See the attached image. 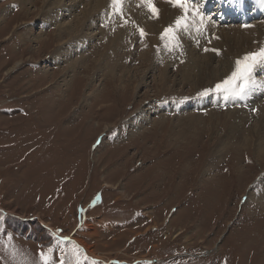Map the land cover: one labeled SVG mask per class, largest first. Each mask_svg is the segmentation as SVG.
Segmentation results:
<instances>
[{"label":"rangeland","instance_id":"rangeland-1","mask_svg":"<svg viewBox=\"0 0 264 264\" xmlns=\"http://www.w3.org/2000/svg\"><path fill=\"white\" fill-rule=\"evenodd\" d=\"M91 3L62 0L55 12L70 24ZM44 8V0H0V264H14L13 251L39 264L50 247L53 264H70L73 246L82 264H264L257 143L226 146L224 126H211L243 107L251 117L243 130L263 121L254 106L264 103V68L253 72L255 102H219L223 93H203L227 76L197 69L186 79L178 59L192 49L207 60V47L221 43L216 33L197 46L187 38L198 29L183 30L176 48L165 47L133 24L114 52L117 26L94 11L79 34L84 46L71 48L74 40L53 39ZM213 15L219 32L244 28ZM62 47L74 53L55 62ZM222 58L212 74L224 72Z\"/></svg>","mask_w":264,"mask_h":264},{"label":"bare ground","instance_id":"bare-ground-1","mask_svg":"<svg viewBox=\"0 0 264 264\" xmlns=\"http://www.w3.org/2000/svg\"><path fill=\"white\" fill-rule=\"evenodd\" d=\"M93 1L96 2V4L92 5V3H93L92 2L91 6H89V8L88 7L84 8L82 13L80 14L82 16L81 19H77L70 24H66V23H63L61 21V18H60L61 16L57 15V13L55 12V7H58L59 4L62 3V0H44L45 8H50L51 10H49V11L47 10L48 12L44 13L45 15L43 16L42 19H43V21H45L44 22L45 24L52 23V25H54L55 28H57L56 34L53 37V39H55L59 43L61 42V44L63 43L62 42L63 40H70V39L74 40V42H76V43L72 47L70 46L71 48L79 46V45L84 46L83 39H81L79 37V34L81 33V28H83L87 22L93 21L97 17V16H95V18H94V15H93L94 11H96V12L99 11L101 14L106 15V18L108 15L110 25L117 26V29H118L117 33L118 34L114 35V37H112V40L110 41L112 44V48H114V52H115V49L118 50V48L119 49L122 48L121 46L124 43H126L125 41H126L127 37H125V36L130 30H132V28L130 26L133 24H135V25L140 24L143 27H145L146 31H144V32L148 31V33L150 35V40L148 39L149 43L158 45V43L161 42L160 36L164 33V30L166 28L174 26L173 24H175L177 18L182 15V11L179 8L173 7L168 2V0H157L158 1L157 9L159 10V13H158L157 17H154V20L152 19V17L150 18L151 15H149L148 12H146L144 10L145 8L140 6V0H123L122 7L119 10H117L116 8L113 7L112 0H93ZM22 2H24V4H27V0H22ZM62 7H64V6H62ZM25 10H26L25 7L22 8V12ZM197 10L201 14V10H199L198 6H197ZM100 18H102V17H100ZM155 19H157V20H155ZM99 20H101V19H99ZM260 21H262V20H260ZM2 22H4L3 27H4V25L9 23V21L8 22L2 21ZM140 25H139V27H140ZM242 26L244 28L251 26L252 29L249 30V29H244L242 27H239V29L237 30V28L235 27L236 29L234 32H233V29L230 30L231 31V36H230V32H228L229 30L219 32V29H218V31H217V29L215 28V25L212 24L209 20H207V17L205 18L203 25L196 23L195 25H192L190 28H188L190 30H193V29L199 30V31L197 30L194 32L195 36L193 35V37H192L190 35L187 38L189 42H192V40L197 42V46L198 45L199 46L204 45L203 42L205 43L206 40H207L206 43L208 41L211 42L210 39L208 40L207 38L208 37L210 38V36L215 34V33H216L215 34L216 37L221 40V43L215 44V46L207 47V52H206L207 60L205 59L204 62L194 59L195 53H194V50L192 51V49L189 51H188V49H186L183 51V53L180 52V53H182V55H180L178 58L179 62L180 63L182 62V64L185 63V65L183 64V66L179 65L180 71L183 72V76L186 79L191 80L193 73L195 71H197V69H199V72L201 74H204V76H207L206 79L209 78L210 80L219 81L222 77H224V76L228 77L231 75V73L235 67V61L237 59H241L246 54L258 52L260 50V48L264 47V23H258V21H255V22H252L249 25H247V27H245V25H242ZM86 27H88V26H86ZM137 27L138 26H136V28ZM129 28H131V29L129 30ZM173 28L175 29V27H173ZM139 29H141V28H139ZM182 31L183 30H177L176 34L182 33ZM232 32H233V34H232ZM187 33H188V31H187ZM39 36H41V35H39ZM81 37H83V36H81ZM19 38L20 37H18V39ZM34 38H36V37H34ZM178 38L180 39V37H178ZM179 41H178V43H179ZM182 43L180 44V47H181V45H183ZM187 44H188V42H185L184 46H186ZM154 46H156V45H154ZM171 46H172V44H171ZM174 47L176 48V46H174ZM187 47H189V46H187ZM205 47H206V44H205ZM161 48H164V46ZM26 49L27 48H25L23 53L26 51ZM195 49H198V48L195 47ZM69 50H70V48L66 50L65 47H62V48H59V50L54 51V57H53L54 61L58 62V63L61 61H64V58L68 54L74 53V52H70ZM201 50H202L201 52H203V49H201ZM204 50H205V48H204ZM155 51L157 52V50H155ZM159 51L161 52V50H159ZM177 52L179 54V51H177ZM217 52L219 54H221V57H223L220 62H221V65H223L224 72L219 76L215 75L216 73L212 74L213 72H211L212 63L214 61V57L217 54ZM154 54H156V53H154ZM163 54H165V53H163ZM163 54H162V56H163ZM156 55L159 56V53ZM19 65L20 64H18L16 66H19ZM16 66H15V68H16ZM71 68H69V70H71ZM161 81H162V79H161ZM221 81H223V80H221ZM200 84H203V82H201ZM255 86H257V84H254L253 88ZM224 100L225 99L223 98V99L219 100V102L224 101ZM230 100H231V102H233L236 105H241L239 98H235V99L230 98ZM243 100L247 101V102H253V101L255 102L256 101L255 94H252V92L250 91L249 93H247L243 97ZM243 104H245V103H242V105ZM254 107L259 108L258 118L259 119L263 118V121L260 120L256 124V126L254 127V129L252 131H251V129L250 130H243L246 127L247 123L249 122V120H250L249 118H251L250 115L248 114V111L243 109L244 107L241 110H238V109L234 110V112H230V114H226V115L217 114L212 119L213 122H212L211 126H213V127L216 126L214 124V122L215 123L218 122V125L224 126L223 127L225 129L224 137L226 139L224 137L220 138V139L223 140V142L226 146H232L233 148L235 147L236 149L237 148L240 149L243 147L244 148H250V145L252 143H257V147H255V148L257 150V153L259 154L258 158H259V160H262L264 162V103L260 104L259 106L256 105ZM241 130H243V131H241ZM242 134H243V136H242ZM229 144H231V145H229ZM80 244H82V246H84L85 249L89 250L88 245H86L81 240H80ZM89 252L94 257L101 259V257H98V255H96L92 251H89Z\"/></svg>","mask_w":264,"mask_h":264},{"label":"snow or ice","instance_id":"snow-or-ice-1","mask_svg":"<svg viewBox=\"0 0 264 264\" xmlns=\"http://www.w3.org/2000/svg\"><path fill=\"white\" fill-rule=\"evenodd\" d=\"M168 2L173 7L179 8L182 11V15L177 18L175 29L173 27L166 28L160 38L165 41V47L170 44L178 46L176 31L187 30L196 23L203 25L205 17L198 12L195 0H168ZM261 3L264 4V0H261ZM112 4L114 8L119 10L122 7L123 0H112ZM140 6L145 8L152 17L158 16L159 10L156 8L154 0H140ZM140 33L141 36L145 35L143 29L140 30ZM217 54L219 53L217 52ZM258 66L264 67V47L260 48L258 52L249 53L241 59H237L231 75L216 84L215 88L207 89L203 94L207 95L210 92L223 93L225 100L230 97L242 99L254 83L253 72ZM11 255L13 256L14 264H30L27 260H17L15 251ZM39 264H53V249L51 247L47 252L39 254ZM60 264H65L64 257H61ZM70 264H82L78 246H73L71 250Z\"/></svg>","mask_w":264,"mask_h":264}]
</instances>
